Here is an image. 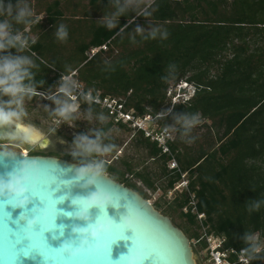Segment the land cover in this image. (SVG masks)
Returning <instances> with one entry per match:
<instances>
[{"label": "trees", "instance_id": "16d2710c", "mask_svg": "<svg viewBox=\"0 0 264 264\" xmlns=\"http://www.w3.org/2000/svg\"><path fill=\"white\" fill-rule=\"evenodd\" d=\"M3 2L13 5V15L0 14V20H7L14 34L23 33L30 51L11 47L0 51V57L31 61L32 79L25 83H31L36 93L72 101L77 95L72 83L68 96L58 93L62 79L71 76L85 95L122 100L138 117L161 114L160 126L177 127L174 140L168 142L171 155L136 133L154 168L135 175L151 188L154 178L167 177V193L186 174L188 192L174 198L166 212L167 217L177 214L183 220L173 224L206 248L197 216L190 212L194 194L198 213L205 215L206 232L223 237L226 250H245L253 257L250 264H264V250L252 252L257 245L249 239L258 234L264 243V0H135L113 29L102 21L125 0ZM17 5L32 13L25 21L41 18L35 24L17 22L13 18ZM61 26L67 31L63 41L57 37ZM102 46L107 50L89 58L91 49ZM181 81L197 91L189 102L169 112L167 91ZM77 99L88 115L105 122L97 140L114 125L130 132L84 96ZM196 114L202 124L195 131H185L177 122L178 117ZM172 158L179 172L171 171L170 176L167 163ZM124 164L132 174V165ZM125 186L135 190L134 185ZM185 208L188 213L182 212ZM229 260L234 262L236 256Z\"/></svg>", "mask_w": 264, "mask_h": 264}, {"label": "clouds", "instance_id": "9594fccd", "mask_svg": "<svg viewBox=\"0 0 264 264\" xmlns=\"http://www.w3.org/2000/svg\"><path fill=\"white\" fill-rule=\"evenodd\" d=\"M134 3L135 0H125L124 6L117 4L115 11L110 15H106L102 23H106L108 29H113L116 27L119 16L125 14L127 8ZM0 14L12 16L13 5L10 2L5 5L3 0H0ZM31 15L32 13L26 7L17 5L13 18L17 22H20L25 21V17ZM39 19L40 17L36 16L33 20L25 22L35 24ZM9 29L10 24L8 21L0 20V51L11 47L23 49L26 40L22 38L20 34L11 35ZM140 31L141 29L137 28V32ZM151 35L155 37V31H153ZM57 37L61 41L66 39L67 31L63 26L59 28ZM30 67L31 61L27 57H0V97H8L7 101L0 99V128L14 127L19 135L17 137H12V139H19L24 145L32 142L33 132L36 131L32 126L23 125L21 128V118L26 116L23 102L26 98L30 99L37 94L31 83H25V80L31 81L32 79L29 72ZM187 89L188 86H186L183 91L186 93ZM59 92L63 93L65 96L70 94L71 86L67 82V79L59 87ZM49 98L53 99L58 105L55 110V116L59 117L60 120L70 123L75 118L74 114L77 112L78 107L76 103L69 100H58L54 96ZM60 120L56 122L59 123ZM199 121V114L192 116L185 115L177 118V122L185 131L197 126ZM113 148H115V145L101 147L98 140H91L87 136H80L74 142L72 155H90L93 153L103 155L111 152ZM14 155V152H0V157ZM39 173L40 165L35 160H31L23 162L20 168L8 174L7 178L0 177V200L12 207L25 210L24 214L19 217V220L24 222V226L21 227L19 231L23 239L28 240L29 244H32V237L38 234L42 237V243L45 248L50 249L43 239V233L56 227L54 223L56 208L55 205L53 207L49 204L48 199H41L40 196L36 195V180ZM104 173L105 165L103 161H93L76 170L72 183L84 180L87 184H97ZM35 196H38L45 206L42 209L34 210L32 217L29 218L26 209L31 203L32 197ZM71 205L74 211L65 213V215L75 220L85 222L86 227L73 226L72 233L75 239L65 241L59 249H51L66 256L68 259H74L83 253L92 251L96 242L112 233L117 226L123 229V233L130 230L133 235H135L139 229L140 213L136 209L130 212L128 208L127 215L122 218V222L119 224L107 215L106 208L108 206H114V197L103 187H97V190L88 196H77L72 198ZM258 206L259 205H255L254 207ZM93 208L99 209L100 211V215L96 218L95 222L91 220L89 215L90 209ZM37 225L40 227L39 231L35 230ZM60 231L61 234H63V226H61ZM249 239L252 238L249 237ZM33 250L41 255L39 248H34ZM251 251L260 252L261 248L253 246ZM41 257L43 258L42 255ZM123 257L125 259L121 260L122 264H144L145 261V258L139 253L129 252L128 255Z\"/></svg>", "mask_w": 264, "mask_h": 264}, {"label": "water", "instance_id": "95a60500", "mask_svg": "<svg viewBox=\"0 0 264 264\" xmlns=\"http://www.w3.org/2000/svg\"><path fill=\"white\" fill-rule=\"evenodd\" d=\"M18 135L14 127L0 128V141H20L12 139ZM27 145H37L44 149L47 141L43 138L40 142H31ZM31 160H35L40 165V173L36 180V195L41 199L46 197L49 204L53 207L55 205L56 208L54 221L56 227L43 233V239L50 249L45 248L42 237L38 234L32 237V244L23 239L19 231L24 226V222L20 221L19 217L24 214L25 210L12 207L0 200V211L8 213L7 223L3 214L0 213V264H122L123 256L128 255L133 247V236H135L134 242L136 239L145 240L158 253L157 258L145 259L144 264H197L190 240L169 217L161 214L138 192L106 174L97 184H87L84 180L72 183L76 170L82 167L81 165L54 157L15 153L14 156L0 157V177L7 178L8 174L18 170L23 162ZM97 187H103L113 195L114 206H108L106 212L117 224L121 223L122 218L127 215L128 208L130 212L133 209L138 210L140 213L138 231L135 235L130 230L125 231L126 239H119L111 244L107 255L104 253L105 245L121 236L123 229L120 226L96 242L92 251L83 253L74 259H68L59 252L51 250L59 249L65 241L75 239L72 233L73 226L86 227L85 222L66 216L65 213L74 211L71 205L72 198L88 196L95 192ZM38 196L32 197L31 203L27 206L26 212L29 218L32 217L34 210L45 206ZM89 215L95 222L100 211L96 208L90 209ZM61 226H63V234L60 231ZM35 230H40L39 225L35 227ZM34 248L40 249L43 258L33 250ZM25 251H28V256L23 255Z\"/></svg>", "mask_w": 264, "mask_h": 264}, {"label": "rangeland", "instance_id": "374dc122", "mask_svg": "<svg viewBox=\"0 0 264 264\" xmlns=\"http://www.w3.org/2000/svg\"><path fill=\"white\" fill-rule=\"evenodd\" d=\"M66 79L69 84L74 82L71 76L63 78L61 82H65ZM37 95L39 96L36 98H26L24 100L23 107L25 109L26 116L21 118V123L25 126L34 127L35 130L39 132L44 139H46L48 144L43 149L44 152H56L62 156H68V160L70 162L81 166H86L93 161H103L104 165L110 166L116 171L111 173L105 168L104 174L112 179L117 178L119 181L123 182L124 185H134L136 192L148 200L161 214L167 216L166 212L169 210L170 203L174 198L180 195L181 192L177 191L172 195L169 191L164 193L167 177L154 178V185L153 188H151L135 175L136 173L145 174L152 172L154 168V162H152L149 158L147 151L138 145V136H136L135 131L131 129L130 132H125L119 126L114 125L101 140H98L101 147L115 145V148H113L111 152L103 155L93 153L90 155L78 154L73 156L72 152L74 150V142L77 138L80 136H87L91 140H97L96 135L102 128V124L105 122L99 123L96 118L88 115L86 111L80 107L78 99L74 102L78 106L77 112L74 114L75 118L70 123L62 121L59 117L55 116V110L58 105L53 99L49 98L52 97V95L41 93H37ZM0 99L7 101L8 97L4 96L0 97ZM57 120H60V122L57 123ZM201 124L202 122H199L198 125ZM168 129L171 136L175 137L177 127L169 126ZM196 129L197 127L195 126L192 128V131H195ZM106 137L110 140H106ZM39 150V146L24 145L21 141L4 140L0 142V151L15 153L27 151V155H31ZM125 162L132 165L134 169L132 174L127 173L126 166L124 164ZM169 163H167V169L170 171L169 175L172 176L173 174L169 169ZM119 173L124 174V176H120ZM184 181L189 182V178L186 174L181 176V180L177 182L175 186L180 187L181 185H184L182 183ZM182 212L185 213L184 211ZM169 218L175 225L181 224L183 221L177 216V214ZM196 222L200 227L199 231L201 235H204V231L206 229L201 226L198 218H196ZM190 242L193 248L196 263L210 264L206 248L201 249V243H199L196 239H191ZM260 242L262 243V240Z\"/></svg>", "mask_w": 264, "mask_h": 264}, {"label": "built area", "instance_id": "2783aa9c", "mask_svg": "<svg viewBox=\"0 0 264 264\" xmlns=\"http://www.w3.org/2000/svg\"><path fill=\"white\" fill-rule=\"evenodd\" d=\"M9 31L11 35H16L11 30ZM25 33H29V29H26ZM19 34L22 36V38H24L23 33H19ZM29 48H30V43L28 40H26L24 49L30 51ZM103 50L104 51L107 50V47L102 46L100 48L91 49L89 52V58H92L97 53ZM187 83L188 82L186 81H181L178 84L171 85L169 87L167 91V98L171 104L169 112L173 110L174 106L189 102L191 98L195 95L197 91L196 87L192 84H187ZM72 86L74 91L77 93V95H82L85 97V99L87 97L86 100L91 101L92 103L98 105L100 109L107 111L108 115L111 117L114 123L125 125L127 128L135 131V133H141L145 138L149 139L152 143H156L158 148L161 149L163 154L171 155L168 142L169 141L172 142L175 137L171 136L168 127H162L158 123V119L162 118L161 114L153 116L152 114L147 113L143 117H138L134 114L133 110H127L125 108V102L122 100H117L110 97H104L101 99L99 96L100 93H98L96 97H91L89 94L85 95L83 93L82 85L77 83H72ZM186 86H188V89L187 92L185 93L183 89ZM77 95L71 97L72 102H75V100H77ZM169 169L171 171L179 172V166L174 158H172L169 163ZM182 183L184 185H181L180 187L175 186L172 190L169 191V193L172 195L174 192L177 191H180L181 193L184 191L188 192L189 182L184 181ZM190 201H191L190 212L197 216L198 220L201 223V226L203 227L205 215L198 213L196 208L197 201L195 199L194 194H190ZM183 211L185 213H188L189 208H185ZM201 240L206 242L207 245L206 251L209 257L210 264H250L253 258L252 256L247 255V252L245 250L236 252L233 250L224 249L225 239L223 237H218L213 234H208L206 230L204 231V235L202 236ZM260 241L261 239L258 234H255L251 239V242L254 245H257V247H260L262 251L264 250V243L263 241L262 243ZM258 253L259 252H255V254ZM230 255L236 256V260L234 262H231L229 260Z\"/></svg>", "mask_w": 264, "mask_h": 264}, {"label": "snow or ice", "instance_id": "6c2138e0", "mask_svg": "<svg viewBox=\"0 0 264 264\" xmlns=\"http://www.w3.org/2000/svg\"><path fill=\"white\" fill-rule=\"evenodd\" d=\"M37 139H39V137H37ZM43 198L47 199L46 197H43ZM0 213L3 214L5 222L7 223L8 213L7 212H3V211H0ZM133 238L135 239V236H133ZM119 239H126V237L124 236V233H122L120 237L110 241L109 243H106L105 249H104L105 255L108 254L111 244H113L114 242H116ZM134 239H133V247L131 248L130 252L139 253L145 259L151 258V260H153L154 258H157L158 253L150 244H148L145 240L141 241V240H138V239H136L135 242H134ZM23 254L24 255H28V251H25ZM123 259H125V258H122V260Z\"/></svg>", "mask_w": 264, "mask_h": 264}, {"label": "flooded vegetation", "instance_id": "af4514ba", "mask_svg": "<svg viewBox=\"0 0 264 264\" xmlns=\"http://www.w3.org/2000/svg\"><path fill=\"white\" fill-rule=\"evenodd\" d=\"M34 153H37V154H39V156H43V157H54V158H59V159H62V160L69 161L68 160L69 158H67L66 156H62V155H60V154H58L56 152H44L43 149H41V148H40L39 151H36ZM52 154H56V155H59V156H53Z\"/></svg>", "mask_w": 264, "mask_h": 264}, {"label": "bare ground", "instance_id": "6f19581e", "mask_svg": "<svg viewBox=\"0 0 264 264\" xmlns=\"http://www.w3.org/2000/svg\"><path fill=\"white\" fill-rule=\"evenodd\" d=\"M22 126H23V125H21V128H22ZM37 137H39V139H37ZM42 139H43V138H42V136L40 135L39 132H37V131L33 132V139H32V142H33V143H34V142H35V143H36V142H40ZM45 143H46V142H45ZM47 144H48V142H47ZM22 154H23V155H27L28 152H27V151H23Z\"/></svg>", "mask_w": 264, "mask_h": 264}]
</instances>
